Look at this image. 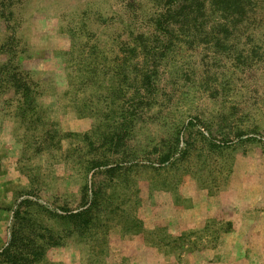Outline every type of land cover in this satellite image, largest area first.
Returning a JSON list of instances; mask_svg holds the SVG:
<instances>
[{"label":"rangeland","instance_id":"obj_1","mask_svg":"<svg viewBox=\"0 0 264 264\" xmlns=\"http://www.w3.org/2000/svg\"><path fill=\"white\" fill-rule=\"evenodd\" d=\"M166 3L0 0V264H264V0Z\"/></svg>","mask_w":264,"mask_h":264},{"label":"trees","instance_id":"obj_2","mask_svg":"<svg viewBox=\"0 0 264 264\" xmlns=\"http://www.w3.org/2000/svg\"><path fill=\"white\" fill-rule=\"evenodd\" d=\"M180 5L178 6V8L173 7L172 4H165V6H163L162 8L164 9V13L168 14L167 17L170 16H175L176 12L182 17L183 14V18L190 19L191 21H194L197 17L198 14L203 17L204 16V12L206 11V0H178ZM217 2V0H214V2ZM210 5L213 4V0H209ZM217 6H219V4H216ZM219 10V8H218ZM164 13H162L161 15H164ZM19 81H22V78H18ZM23 88H26V86H29L27 82H23L21 85ZM73 214V215H72ZM78 212H74V213H70L69 216H77ZM13 236V233L11 234ZM8 253V249H4V253H2V256L4 254L3 258H7L10 255H7ZM1 257V255H0Z\"/></svg>","mask_w":264,"mask_h":264}]
</instances>
